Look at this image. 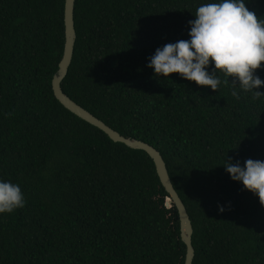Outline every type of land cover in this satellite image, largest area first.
<instances>
[{"label":"trees","instance_id":"1","mask_svg":"<svg viewBox=\"0 0 264 264\" xmlns=\"http://www.w3.org/2000/svg\"><path fill=\"white\" fill-rule=\"evenodd\" d=\"M65 1L0 0V179L26 199L0 215V264H185L179 213L151 157L54 96ZM207 2L76 0L62 89L161 153L193 224V264H264V205L223 167L264 161V97L233 96L223 78L217 91L179 74L156 79L147 67L158 48L190 39ZM246 6L264 18V0ZM255 74L264 80V65Z\"/></svg>","mask_w":264,"mask_h":264},{"label":"clouds","instance_id":"2","mask_svg":"<svg viewBox=\"0 0 264 264\" xmlns=\"http://www.w3.org/2000/svg\"><path fill=\"white\" fill-rule=\"evenodd\" d=\"M194 16L189 21L190 39L165 44L149 58L147 67L155 78L171 80L173 74H179L213 91L223 78L224 83L234 86L233 96L238 97L240 89L255 99L264 97L257 90L264 87V80L255 74L264 65V18L250 11L246 0H210L199 5ZM223 167L234 182L241 183L264 205V161L247 159L241 165L227 159ZM25 204L18 183L0 179V215L11 214ZM218 208L220 213L226 210Z\"/></svg>","mask_w":264,"mask_h":264},{"label":"water","instance_id":"3","mask_svg":"<svg viewBox=\"0 0 264 264\" xmlns=\"http://www.w3.org/2000/svg\"><path fill=\"white\" fill-rule=\"evenodd\" d=\"M75 3L76 0L65 1V48L63 58L59 64V70L53 78L52 88L55 98L58 102L64 106L69 112L76 117L85 121L86 123L96 127L103 133H105L113 142L126 145L128 148L134 150H140L146 152L154 161L158 176L161 180L169 197L168 200L172 201L179 213L180 225H181V238L187 248L185 264H193L195 258V248L193 246V224L188 214L187 208L177 193L171 177L169 175L167 165L163 159L161 153L152 145L137 140L126 138L119 132L112 129L105 122L95 117L88 110L74 102L69 96H67L62 89V82L67 77L69 69L73 62L75 44L77 40V32L75 28Z\"/></svg>","mask_w":264,"mask_h":264}]
</instances>
